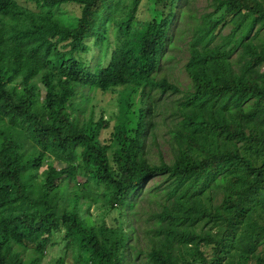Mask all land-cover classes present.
<instances>
[{"label":"trees","instance_id":"16d2710c","mask_svg":"<svg viewBox=\"0 0 264 264\" xmlns=\"http://www.w3.org/2000/svg\"><path fill=\"white\" fill-rule=\"evenodd\" d=\"M34 1L0 0V264H44L62 229L56 264H264V0H213L223 12L196 30L187 91L160 72L174 0H155L162 13L149 19L145 0ZM65 4L81 7L75 20L53 11ZM91 38L108 58L94 70L82 59ZM84 87H120L108 143L110 122L74 102ZM157 90L183 95L170 108L172 158L154 162ZM96 195L119 226L93 217Z\"/></svg>","mask_w":264,"mask_h":264},{"label":"rangeland","instance_id":"374dc122","mask_svg":"<svg viewBox=\"0 0 264 264\" xmlns=\"http://www.w3.org/2000/svg\"><path fill=\"white\" fill-rule=\"evenodd\" d=\"M17 1L31 9H39L37 2L34 0ZM174 1L176 3L175 9L178 7V9L175 11L176 14H178V17L175 19L173 24L174 43L173 45H168L166 47L167 57L162 62V69L160 72H162L161 74L164 73L170 81L177 83L181 89L187 91L191 86V79L185 71V65L190 56V46L196 38V30L201 25L204 17L212 13V17L214 19H218L223 11H219L217 13L213 12L215 9L214 5L212 4L213 0ZM165 2H171V0H166ZM185 8L188 9V12L182 13V10ZM165 10L168 11V6H166ZM53 11L57 13L61 19L66 20L68 18H73L75 20L81 13V7L77 4H65L61 7L59 6L54 8ZM161 13L162 6L160 3H156L155 0H145L139 10V17L149 19L159 16ZM232 27L233 24L229 21L228 17L217 27V37L213 43H221L223 37L227 36L231 32ZM110 39L112 42L115 39V32L113 31V28L110 33ZM88 43L91 49L89 53H86L85 55L82 54V59L85 61L87 66L94 70L100 62L107 63L108 58L104 57L103 55V51H105L104 47L96 45L93 38L89 39ZM109 51H112V47L109 48ZM119 91L120 87H116L105 92L99 90L94 91L90 90L88 87H84L80 89L74 100V102L86 110V114H90L92 107H94L97 118L103 116L104 120L110 122L111 126L107 129H104L101 134V139L107 143L111 140L112 126L115 122V116L120 109ZM153 93L156 100L160 104L161 109L166 111H162V113L157 117V141L155 142L153 140V136H150L148 139L147 147L149 150V156L154 162H159L160 157H163L165 160L169 161L172 158V150L170 143L168 142V130L172 125L170 108L178 101V99L182 97L183 94L172 92L162 94V92L159 90L154 91ZM46 168L47 165H44L42 170ZM163 181H165L163 177L157 176L149 180L146 185V189L153 187L157 183ZM92 200L93 204L90 207V212L98 223H100L101 220H105L110 225L119 226L118 221H120L123 216L118 208L111 210L109 206H105L100 195L93 196ZM150 204L153 203L148 202V200L145 198V200H143V209L139 213V224L142 227L141 235L144 238V242L143 239L141 241L142 246H145L147 243L144 228L150 225V222L148 223V221H146L149 220L150 212L148 209L151 206ZM210 227L211 225L207 226V228ZM64 236V229L54 234L55 245L49 246L46 249L44 264H56L58 258L62 255H65ZM70 256L71 252L66 255V258H71ZM140 264L142 263L140 262Z\"/></svg>","mask_w":264,"mask_h":264}]
</instances>
